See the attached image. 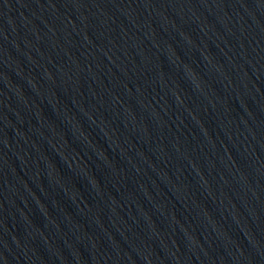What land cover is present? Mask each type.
<instances>
[{
	"label": "water",
	"instance_id": "1",
	"mask_svg": "<svg viewBox=\"0 0 264 264\" xmlns=\"http://www.w3.org/2000/svg\"><path fill=\"white\" fill-rule=\"evenodd\" d=\"M0 264H264V0H0Z\"/></svg>",
	"mask_w": 264,
	"mask_h": 264
}]
</instances>
